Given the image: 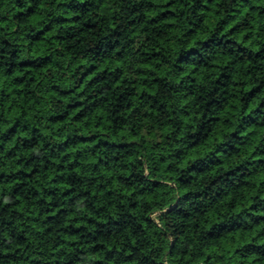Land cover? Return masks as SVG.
<instances>
[{"label":"clouds","instance_id":"9594fccd","mask_svg":"<svg viewBox=\"0 0 264 264\" xmlns=\"http://www.w3.org/2000/svg\"><path fill=\"white\" fill-rule=\"evenodd\" d=\"M0 264H264V0H0Z\"/></svg>","mask_w":264,"mask_h":264}]
</instances>
